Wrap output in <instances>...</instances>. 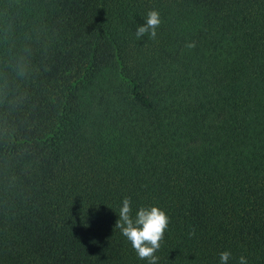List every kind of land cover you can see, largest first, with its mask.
Instances as JSON below:
<instances>
[{
  "label": "trees",
  "instance_id": "trees-1",
  "mask_svg": "<svg viewBox=\"0 0 264 264\" xmlns=\"http://www.w3.org/2000/svg\"><path fill=\"white\" fill-rule=\"evenodd\" d=\"M125 197L158 264H264V0H0V264H148Z\"/></svg>",
  "mask_w": 264,
  "mask_h": 264
},
{
  "label": "clouds",
  "instance_id": "clouds-1",
  "mask_svg": "<svg viewBox=\"0 0 264 264\" xmlns=\"http://www.w3.org/2000/svg\"><path fill=\"white\" fill-rule=\"evenodd\" d=\"M161 24L160 12L156 9L149 10L146 22L136 28V39L139 40L145 36H148L149 39H156L157 29ZM186 47H195V42H188ZM168 226L169 216L158 206L140 207L133 217L132 203L129 197L123 198L115 224V228L120 229L122 235L130 242L138 258L146 260L148 264H158L156 253L161 248ZM194 235L195 229L189 232L190 237ZM231 255V252L227 250L221 252L219 264H228ZM239 264H247V259L241 256Z\"/></svg>",
  "mask_w": 264,
  "mask_h": 264
}]
</instances>
